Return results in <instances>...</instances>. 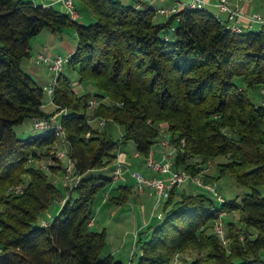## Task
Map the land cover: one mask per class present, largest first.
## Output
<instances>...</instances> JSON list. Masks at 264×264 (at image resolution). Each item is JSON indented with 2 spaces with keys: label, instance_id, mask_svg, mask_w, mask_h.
<instances>
[{
  "label": "trees",
  "instance_id": "1",
  "mask_svg": "<svg viewBox=\"0 0 264 264\" xmlns=\"http://www.w3.org/2000/svg\"><path fill=\"white\" fill-rule=\"evenodd\" d=\"M76 1L97 20L82 23L33 0H0V264H122L112 254L103 255L106 231L90 229L96 196L113 180L94 170L114 173L129 140L147 157L163 123L175 148L174 168L197 173L198 163L206 167L224 156L217 162L219 173L205 174V180L213 183L232 174L247 192L221 202L206 192L174 186L162 219L139 232L140 253L132 264H175L177 254L187 249L202 252L190 264H264V103L249 95L264 85V27L236 32L207 8L158 20L149 5ZM67 27L77 34L68 70L76 69L80 80L94 83L97 91L76 92L64 70L55 89V110L48 112L44 86L23 61L31 56V39L42 30ZM93 95L111 103L100 101L89 109ZM62 109L81 180L53 220L42 225L40 216L60 194L50 174L64 167L51 165L49 172L29 159L49 155L57 136L48 131L22 138L15 126ZM102 118L124 128L119 139L91 123ZM194 157L198 160L188 163ZM25 175L23 193H6ZM224 211L239 214V223L227 222L228 245L214 230Z\"/></svg>",
  "mask_w": 264,
  "mask_h": 264
},
{
  "label": "rangeland",
  "instance_id": "2",
  "mask_svg": "<svg viewBox=\"0 0 264 264\" xmlns=\"http://www.w3.org/2000/svg\"><path fill=\"white\" fill-rule=\"evenodd\" d=\"M78 6L79 7H77V9L79 8L78 11H80V14L82 16L81 18L78 19L80 22L89 24L97 20V16L88 8L86 4L80 3L78 4ZM164 17L165 16L160 15V14L157 15L158 20H163ZM68 29H70L71 32L73 31L72 28H68ZM45 31L48 33L49 29H44L43 32H41L39 35L35 36L31 40L32 43H34L33 49L37 51L39 47V50H40L38 53H36V51H33L34 61H36L37 55L43 52V49H42L43 46L48 44L49 42V37L46 36L47 34ZM65 35H67L66 36L67 38H65L66 49L68 50V52H70L71 50H73L75 46L70 41V39H72L71 36L68 34H65ZM76 42H77V39H76ZM65 54H70V53L66 52ZM29 60L30 58L24 59L23 61L24 67H26V64L28 62H30ZM68 69H69V65L66 66L65 71H67ZM68 73L71 74V77L73 81L75 82L74 85H76L77 87L81 86L83 92H89V91L93 92L91 90L93 88H96L94 83L92 82H82L79 78V75L76 69H70L68 70ZM50 80H51V72L47 71L45 72V74L43 73V79H41L40 83L45 86L50 82ZM90 86L93 88H91ZM256 91L257 90L249 91V95L252 97L254 101L259 100V95L257 94L258 92ZM92 97H97L99 101H103L108 104L111 103V100L105 97L103 98V97L96 96V95H93ZM43 100H44L43 108L48 112H53L55 110V105L54 103L51 102L50 96L46 92H45ZM99 121L100 119H93L91 120V123L93 124L95 128H100L102 131H107V132L112 133V135L116 139H119L120 136L124 132V128L114 122L109 123V120H108V123L104 127H101ZM15 131L18 134V136L22 138L28 137L35 133V131L32 129V122L30 120H27L21 124L16 125ZM164 132L165 134H169L166 128L162 130V134L159 137L158 143H160L163 136L165 135ZM89 135H90V132H88L87 136ZM158 143H155L154 145L155 146L161 145ZM60 146H61L60 143H57V142L53 143L51 150L48 152L49 155L46 154L39 160H36V161L29 160V162L30 163L35 162V164H37L41 168H43L44 165H47L48 167L43 168V169L48 170L50 172L51 165L49 164V160L52 157L55 158L52 153L54 150L59 149ZM123 150L127 154V159L125 160L126 164L124 166V169L128 167L130 171L125 170V172L121 173L116 179L112 180V182L107 186L109 187L112 184L109 189L105 188L97 194L95 202H94V206H93L94 221L90 225V229L95 230V231H102V230L106 231V243L107 244L103 250V255L109 253V254H112L116 260L121 261L122 264H132L136 262L139 256V253H140V249L137 245L139 232L145 231L148 227L147 225L148 223L154 224L161 220V217L163 216L162 211H163L164 203L166 201H164L163 199L159 200L153 188H147L144 191H142L144 194H141V197H142L141 201L135 200V195L137 194L136 190H138V187H137L135 179L131 175V172L138 171L150 177L162 176V174L160 172H157L149 168L147 166L145 157H142L141 155L135 156L136 146L133 140H129L123 146ZM167 153L168 151H166L165 154ZM174 158H175V151L173 152V155H171V160L173 161ZM224 158H225L224 156H220L217 159H213V161L211 160L212 165L208 166L207 168L209 170L208 171L206 170L202 174V177L204 180H205L206 175L216 176L219 173V167L217 166V162L224 160ZM55 159L57 162L56 166L59 163H63V167H66L68 164L67 159H64L63 161L61 159H57V158ZM197 160L198 159L194 157L190 159L188 163L194 164V162ZM115 165H116V162H115ZM199 165L200 163L197 164L198 167ZM63 171L59 172L56 170L55 173L50 174L53 180H57L56 184L60 190V194L51 203L49 208L44 213H42V215L39 218L40 223L43 220L51 222L53 218L55 217V215L58 213L63 203L65 202L67 196L70 194L69 193L70 189L67 187V184L65 183L63 179V175H64ZM190 173L198 174L200 173V171H198L197 173H193V172H190ZM94 174H103L105 176L113 175L112 170L110 168H106L103 170H94ZM28 180H29L28 176L25 175L24 182L27 183ZM213 183L215 184L218 192L227 198L228 197L235 198L236 196L241 198L247 192V188L245 186L238 184L232 174H228ZM120 184H127L131 186L132 192L127 193V195L129 196V200H127L126 203H123V206H116L111 202V200H108V198L110 194H111V197L115 195L121 196L120 192H116ZM111 187H116V188H112V191L110 192L109 190L111 189ZM178 188L180 190L184 188L188 192H195V193L196 192H206L211 197L216 199V201H219L213 192H211L210 190L204 187L197 185L193 181L188 182L182 186H179ZM260 189L262 191V194L264 195V185L260 186ZM73 196H75V193H73ZM132 207H133V210H132ZM2 210H4V206L0 204V211ZM238 219H239V214L237 213V211H224L222 215V223H223L225 232H226L227 222L235 221L239 223ZM214 229H215V225H214ZM225 245H228V242ZM201 254L202 252L200 253L199 251L195 249H187L184 252L177 254L175 258V264H190L195 258L200 256Z\"/></svg>",
  "mask_w": 264,
  "mask_h": 264
},
{
  "label": "built area",
  "instance_id": "3",
  "mask_svg": "<svg viewBox=\"0 0 264 264\" xmlns=\"http://www.w3.org/2000/svg\"><path fill=\"white\" fill-rule=\"evenodd\" d=\"M240 0H216L215 6L218 9L216 16L220 20L226 21V25L233 31L239 32L242 31L246 27H250L253 23H264V16L260 13H247L245 12L241 6L238 4ZM64 9L70 14L73 19H77L79 17V12L75 4V0H61ZM206 7L205 0H176L174 4L165 6V7H155V10L158 14L163 15L165 17L170 16L172 14L178 13L182 10L186 9H204ZM223 14L226 16L224 17ZM71 54H58L55 56H50L45 52L39 53L36 58L37 63H42L47 65L48 70L51 72V80L50 82L44 86L45 92L50 96L51 102L54 103V94L58 81L59 75L65 70L66 66L70 62ZM99 99L97 97H91L88 101V108L93 109L96 105L99 104ZM65 109L60 110L56 114L51 117H35L32 121V129L37 134H44L48 131H54L57 136V143H60L61 146L59 149L53 151V156L57 159H67V166L64 167V175L63 179L67 184L69 189H73L78 185L81 180V174L78 173L75 165V159L70 154L69 141L67 137V133L62 124L60 115L65 113ZM109 119L102 118L100 120V126L104 127ZM160 144L164 147H169L170 150L167 154H164L162 160H157L154 158L152 151L149 153L147 157H145L147 166L152 170L160 172L162 176H146L138 171L131 172L132 177L135 179L138 190L140 192L144 191L147 188H153L155 193L157 194L159 200L167 201L170 196V191L174 186H182L188 182L193 181L197 185L204 187L218 198L219 201H225V197L218 192L214 183L206 182L202 174L207 170L208 166L212 165V161L207 162V166L200 167V173L192 174L184 169H176L174 168L173 161L171 160V155L175 151V148L171 145L170 134H165L160 141ZM182 144H185L184 139H182ZM121 154H118L116 159V165L113 173V180L116 179L121 173L126 171H130L128 167L124 169L126 164L125 160L121 158ZM136 156H140L139 153ZM51 158L49 160L50 165H56V159ZM30 161L33 158L29 159ZM47 165H44L43 168H47ZM55 183L57 180H54ZM27 183H19L15 185H10L7 188V193H23L26 188ZM107 194V193H106ZM108 195V194H107ZM106 195V196H107ZM222 215L219 220L215 223V233L222 239L224 243L227 242L226 232L222 223ZM94 221V217L89 221V225H91ZM49 222L46 220L41 221L42 225H47Z\"/></svg>",
  "mask_w": 264,
  "mask_h": 264
},
{
  "label": "crops",
  "instance_id": "4",
  "mask_svg": "<svg viewBox=\"0 0 264 264\" xmlns=\"http://www.w3.org/2000/svg\"><path fill=\"white\" fill-rule=\"evenodd\" d=\"M33 1L35 3H37V4L53 5V6L59 8V9H61L63 11H66L64 9V7H63V4H62L61 0H33ZM123 1L125 3H130V4H133V5H136L138 7L139 6L142 7L143 5H149V6L153 7V8H155V7H165V6L172 5V4L175 3L176 0H123ZM205 1H206L207 9H209V10L215 12V13L218 12L217 7L215 6L216 0H205ZM75 3H76V7H79L78 4H80V2L75 0ZM238 4L247 13H260L261 15L264 16V0H240V1H238ZM78 10H79V8H78ZM78 12H79V17L77 18V20L82 17L81 14H80V11H78ZM223 16L225 17L226 15L223 14ZM165 18L166 17H164V19ZM261 27H264V23H253L250 27H246L244 29H260ZM68 28H72V27H67V28H65L66 30L64 29L61 32H52L51 30H49L50 33L49 32L47 33L45 31L46 34H47L46 36L49 37V42H48V44L43 46V48H42L43 52H46L50 56H55V55H58V54H65L66 52L70 53V54L73 53L74 50L77 47V42H76L77 34H76V32H75V30L73 28H72L73 29L72 32ZM41 32H43V30ZM65 34H68V35L71 36L72 39H70V41L75 46L73 48V50H71L70 52H68V50L66 49L65 38H67L66 37L67 35H65ZM33 46H34V43H32V41H30V50H31V56L29 57L30 58V60H29L30 62H28L26 64V67H24V66L23 67L25 68V70H27L28 72H30L34 76V78L37 80V82L39 84H41L40 82H41V79H43V73L45 74V72H47L49 70H48L47 65L42 64V63H37L36 61L33 60L34 59L33 51H36V50L33 49ZM39 51L40 50H39V47H38V50L36 51V53H38ZM70 76H71V74H70ZM72 81H73V79H72ZM74 84H75V82L73 81V87H74V90L76 92L85 93V92H83L81 86L77 87ZM91 88H93V87H91ZM254 90H257L256 92H258L257 93L259 95V100L258 101L264 103V85L259 86L257 88H254L253 91ZM91 91L96 92L97 90H96V88H93ZM165 125H166L165 123L162 124V126L164 127L162 130L165 129ZM164 134H165V132H164ZM158 144H160V143H158ZM169 150H170L169 147H164L163 145H159V146L153 145V147H152L153 156L157 160H162L164 154L166 153V151H169ZM137 153H138V151L136 150L135 156H136ZM120 154H121L120 156H121L122 159H124V160L127 159V154L123 150V147L121 148ZM139 164H141V163H139ZM208 170L209 169H207V171ZM110 186L106 187V189H109ZM112 188H116V187H111V189L109 190L110 192L112 191ZM116 192H120L121 196H125L124 200H122L121 203H117L114 200H112V197H119V196L115 195V196L111 197V194L109 195L108 200H111V202L114 205H116V206H123V203H126L127 200H129V196L127 195V193L132 192V187L127 185V184H120L118 186ZM136 193L137 194L135 195V200H137V201L140 200L141 201L142 200L141 194H144V193L143 192L141 193L138 190H136ZM143 208H144V206H143ZM132 210H133V207H132ZM162 217H161V219H162ZM149 224L150 223H148L147 225H149Z\"/></svg>",
  "mask_w": 264,
  "mask_h": 264
}]
</instances>
